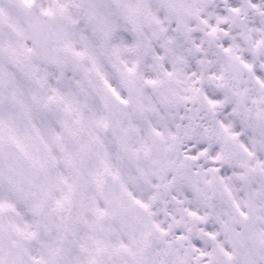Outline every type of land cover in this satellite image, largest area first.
Here are the masks:
<instances>
[{"label":"snow or ice","instance_id":"obj_1","mask_svg":"<svg viewBox=\"0 0 264 264\" xmlns=\"http://www.w3.org/2000/svg\"><path fill=\"white\" fill-rule=\"evenodd\" d=\"M0 264H264V0H0Z\"/></svg>","mask_w":264,"mask_h":264}]
</instances>
